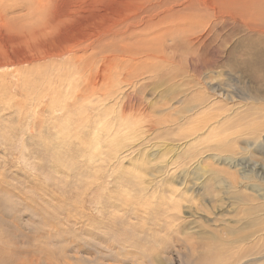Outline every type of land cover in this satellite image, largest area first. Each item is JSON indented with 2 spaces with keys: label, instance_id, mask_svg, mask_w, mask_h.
<instances>
[{
  "label": "rangeland",
  "instance_id": "1",
  "mask_svg": "<svg viewBox=\"0 0 264 264\" xmlns=\"http://www.w3.org/2000/svg\"><path fill=\"white\" fill-rule=\"evenodd\" d=\"M98 1L0 0V264L264 262V182L241 176L264 149L235 144L258 104L231 69L264 13Z\"/></svg>",
  "mask_w": 264,
  "mask_h": 264
},
{
  "label": "bare ground",
  "instance_id": "2",
  "mask_svg": "<svg viewBox=\"0 0 264 264\" xmlns=\"http://www.w3.org/2000/svg\"><path fill=\"white\" fill-rule=\"evenodd\" d=\"M55 1V0H54ZM100 1V0H99ZM98 1V2H99ZM109 1V0H108ZM117 1V0H116ZM240 1V0H238ZM242 1V0H241ZM47 2V1H46ZM70 2V1H69ZM185 2V1H184ZM193 2L196 3V5L200 8H204V4L202 0H193ZM52 3V2H51ZM80 3V2H79ZM119 3V2H118ZM242 3V2H241ZM250 6L252 8V11L250 13H256L257 15L261 16L264 13V0H249ZM49 4V2L47 3ZM55 4V2H54ZM53 4V5H54ZM109 4V2H108ZM52 5V4H51ZM52 5V6H53ZM74 5V4H73ZM243 5V4H242ZM50 6V5H49ZM59 6V5H58ZM76 6V5H74ZM81 6V5H80ZM179 7H182V5L180 6V4H178ZM244 6V5H243ZM83 7V6H82ZM160 7V6H159ZM163 7V6H161ZM160 7V8H161ZM246 7V6H245ZM55 8V6H54ZM62 8V6H61ZM81 8V7H80ZM158 8V7H157ZM228 8H231V5L228 4L227 6H223L221 9V12L218 11V13L223 16H225L224 18H232L233 17V13H229L228 12ZM68 9V8H67ZM247 9V7H246ZM59 10V9H58ZM76 10V9H75ZM89 10V9H88ZM162 10V9H161ZM71 11V10H70ZM74 11V10H73ZM163 11V10H162ZM165 11V10H164ZM69 12V11H68ZM99 12V11H98ZM64 13V12H63ZM66 14V13H65ZM73 14V13H72ZM70 14V15H72ZM67 15V14H66ZM86 15V14H85ZM156 15V14H155ZM159 15L161 16L162 14L159 13ZM158 15V16H159ZM73 16V15H72ZM71 16V17H72ZM144 16V15H143ZM159 16V17H160ZM67 17V16H66ZM75 17V16H74ZM64 18V17H63ZM69 18V17H68ZM72 19V18H71ZM148 19V18H147ZM192 19V18H191ZM215 19V18H214ZM65 21V19H63ZM119 20V19H118ZM60 21V20H59ZM172 21V20H171ZM191 21V20H190ZM62 22V20L60 21ZM142 23V22H141ZM193 23H195L193 21ZM197 23V22H196ZM253 23V22H252ZM69 24V22H68ZM70 25V24H69ZM198 25V24H197ZM259 25V24H258ZM61 26V25H60ZM136 26V25H135ZM36 29V28H35ZM202 30V29H201ZM64 31V30H63ZM245 33L242 36V40L240 42V45L242 46L241 52H237L239 53L238 56V62H234L232 63V67L231 69L233 71H237V69H243L246 72H249L250 74V79H251V84L252 86L249 88L248 94L247 96H249V100H252V105L254 106V102L256 104H258L256 107H252L251 110H253V114L255 115L256 118L260 119L259 121H257V119H250L249 122V132H246L245 134H240L239 137L236 139L235 144H238V141H241V144H243V146H241V148H239L241 151H254L255 154H262V152L260 150L264 149V133H260V132H264V116L260 117L259 115H262V113H264V27H260L257 25H249L245 27ZM38 31H36L37 33ZM81 33V32H80ZM93 33V32H92ZM58 34V33H57ZM103 34V33H102ZM95 35V34H94ZM104 35V34H103ZM33 36V35H32ZM42 36V35H41ZM79 36V35H78ZM106 36V35H104ZM43 37V36H42ZM36 38V37H35ZM34 39V38H33ZM39 39V38H38ZM44 43V42H43ZM79 44V43H78ZM88 44V43H87ZM41 45V44H40ZM36 47V46H35ZM128 47V46H127ZM142 49V48H141ZM36 50V49H35ZM46 50V49H45ZM122 50V49H121ZM31 51V50H30ZM38 51V50H37ZM40 51V50H39ZM140 52V51H139ZM5 53V52H4ZM37 53V52H36ZM31 54V53H30ZM41 54V51H40ZM58 54H60V51L58 52ZM62 54V53H61ZM60 54V55H61ZM7 55V54H5ZM23 55V54H22ZM9 56V55H8ZM31 56V55H30ZM44 56V55H43ZM59 56V55H58ZM23 57V56H21ZM25 57V55H24ZM54 57V56H53ZM26 58V57H25ZM52 59V58H51ZM25 60V59H24ZM23 60V61H24ZM27 60V58H26ZM32 60V59H31ZM16 61V60H15ZM21 61V59H20ZM3 62V61H2ZM29 62V61H28ZM125 62V61H124ZM14 63V61H13ZM18 63V62H17ZM21 63V62H20ZM27 63V62H26ZM25 63V64H26ZM66 63V62H65ZM159 64V63H158ZM11 65V64H10ZM20 65V64H19ZM13 66V65H12ZM136 71V70H135ZM131 73V72H130ZM128 82V81H127ZM258 88H263V92L260 93V90ZM117 93V92H116ZM232 93V92H231ZM230 96V95H229ZM228 97H224L221 99L226 100ZM92 100V99H91ZM233 100V99H232ZM89 102V101H88ZM251 103V102H250ZM248 104V103H247ZM125 110V109H124ZM130 111V110H129ZM240 144V143H239ZM259 149V150H258ZM229 150V149H228ZM257 152V153H256ZM226 155H223L220 159H218V156H216V159L219 160L222 164H226V165H231V168L234 170L235 167H239L240 168V164L238 163L239 161L234 158L233 154L228 153L227 151L225 152ZM234 155H236L234 153ZM261 156V155H260ZM262 157H264V153L262 155ZM259 158V157H258ZM240 159V158H239ZM262 164V163H261ZM254 166V165H253ZM183 172V171H182ZM259 173V172H258ZM247 175H252L253 178L263 181L264 182V174L263 176H259L257 173H252L250 171V167H249V171H242L241 170V176L242 179H244L245 177L243 176H247ZM187 177V176H186ZM185 178V177H184ZM183 179V178H181ZM189 179V178H188ZM186 180V178H185ZM184 181V179H183ZM243 184L241 183V187L246 188V186H242ZM253 193H255L256 195L260 196L263 200L262 205L264 208V190L262 192V189L259 188L258 184L252 183L250 185L247 186ZM262 192V193H261ZM138 207V206H137ZM261 215L263 216V218H261L259 220L260 224H262V227L264 228V210L261 213ZM215 251L218 252V254H220L219 256H222L224 253H226L227 251H224V244H219L218 246V250L216 249ZM224 252V253H223ZM216 254V253H215ZM211 255V251L210 254L207 255V258L210 259V263L208 264H228V261L230 259H226L225 261H223L220 257L213 258L210 256ZM248 255H244L243 257L237 258L235 260L234 263L232 264H238L241 261H243V259H246ZM261 257V256H260ZM212 258V261H211ZM207 260V259H206ZM207 262V261H206ZM263 264L264 262L261 261L259 263H254V264Z\"/></svg>",
  "mask_w": 264,
  "mask_h": 264
}]
</instances>
